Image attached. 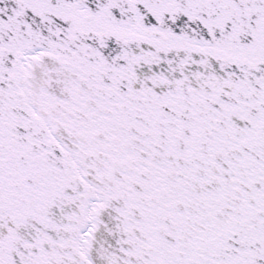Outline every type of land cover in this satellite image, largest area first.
I'll return each mask as SVG.
<instances>
[{
	"label": "snow or ice",
	"instance_id": "6c2138e0",
	"mask_svg": "<svg viewBox=\"0 0 264 264\" xmlns=\"http://www.w3.org/2000/svg\"><path fill=\"white\" fill-rule=\"evenodd\" d=\"M0 264H264V0H0Z\"/></svg>",
	"mask_w": 264,
	"mask_h": 264
}]
</instances>
